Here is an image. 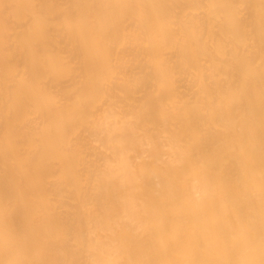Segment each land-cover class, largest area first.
I'll list each match as a JSON object with an SVG mask.
<instances>
[{
	"label": "bare ground",
	"instance_id": "obj_1",
	"mask_svg": "<svg viewBox=\"0 0 264 264\" xmlns=\"http://www.w3.org/2000/svg\"><path fill=\"white\" fill-rule=\"evenodd\" d=\"M0 264H264V0H0Z\"/></svg>",
	"mask_w": 264,
	"mask_h": 264
}]
</instances>
